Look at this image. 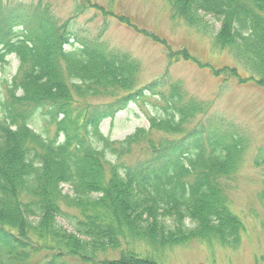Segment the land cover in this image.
Here are the masks:
<instances>
[{
	"label": "trees",
	"instance_id": "16d2710c",
	"mask_svg": "<svg viewBox=\"0 0 264 264\" xmlns=\"http://www.w3.org/2000/svg\"><path fill=\"white\" fill-rule=\"evenodd\" d=\"M165 2L173 21L228 51L245 80L264 84V0ZM146 34L170 60L193 61ZM13 56L17 72L0 94V264H170L167 251L192 242L239 246L244 224L225 184L250 145L238 125L212 118L211 105L179 83L142 86L137 59L79 40L42 1L0 0V86ZM216 73L244 80L237 69ZM131 104L145 110L148 128L120 142L105 136L102 124ZM254 165L264 204V158Z\"/></svg>",
	"mask_w": 264,
	"mask_h": 264
},
{
	"label": "rangeland",
	"instance_id": "374dc122",
	"mask_svg": "<svg viewBox=\"0 0 264 264\" xmlns=\"http://www.w3.org/2000/svg\"><path fill=\"white\" fill-rule=\"evenodd\" d=\"M3 1L9 7L17 4L35 6L42 1L61 23L70 21V30L79 40L98 39L109 48L137 59L142 66V86L157 80L179 83L189 96L211 105L209 115L212 118L218 120L221 117L240 127L250 140L245 164L234 179L225 183L231 210L244 224L239 246L229 248L192 242L167 251L166 259L170 264H264V204L258 198L262 177L261 170L254 165L256 158H264V84L245 80L249 78L248 74L228 51L213 49L208 38L182 22L173 21L165 0H90V5L88 0ZM97 6L113 12L115 17L104 14ZM122 17L129 19L131 26L123 22ZM145 32L165 41L174 52L188 51L194 57L193 61L170 60L166 45ZM18 65L13 56L3 70L4 81L0 86L3 99L6 95L4 83L11 81ZM223 68L237 69L244 80L226 79L225 73L216 75L217 70ZM145 103L148 111L154 113L156 99L148 98ZM141 107L131 104L127 111L118 114L114 122L105 121L102 124L104 135L120 142L138 128L147 129L145 110ZM140 154L141 151H136L127 162H135ZM65 191L69 189L65 188ZM60 222L71 229L67 221Z\"/></svg>",
	"mask_w": 264,
	"mask_h": 264
}]
</instances>
